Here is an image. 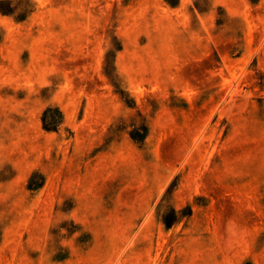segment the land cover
I'll use <instances>...</instances> for the list:
<instances>
[{
    "label": "rangeland",
    "instance_id": "1",
    "mask_svg": "<svg viewBox=\"0 0 264 264\" xmlns=\"http://www.w3.org/2000/svg\"><path fill=\"white\" fill-rule=\"evenodd\" d=\"M0 264H264V0H0Z\"/></svg>",
    "mask_w": 264,
    "mask_h": 264
}]
</instances>
